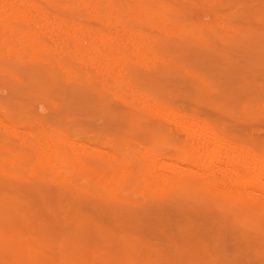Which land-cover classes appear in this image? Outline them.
Returning a JSON list of instances; mask_svg holds the SVG:
<instances>
[{
	"label": "bare ground",
	"instance_id": "1",
	"mask_svg": "<svg viewBox=\"0 0 264 264\" xmlns=\"http://www.w3.org/2000/svg\"><path fill=\"white\" fill-rule=\"evenodd\" d=\"M164 6L0 0V86L22 91L0 95V264H264V146L166 97L165 80L178 91L195 75L182 50L209 35L166 31L185 14ZM241 37L264 65V31ZM215 44L210 54L222 50ZM198 54L205 72L208 55ZM219 61L231 84L246 85L232 97H245L243 72ZM31 100L57 115L37 114ZM92 110L127 136L76 123Z\"/></svg>",
	"mask_w": 264,
	"mask_h": 264
},
{
	"label": "rangeland",
	"instance_id": "2",
	"mask_svg": "<svg viewBox=\"0 0 264 264\" xmlns=\"http://www.w3.org/2000/svg\"><path fill=\"white\" fill-rule=\"evenodd\" d=\"M151 2L153 5H156L157 7H159V5L161 6V3L164 4L165 8L163 9V7H160L161 10L162 9L165 10L166 8L169 10L171 8V6L169 7V5L171 4L172 8L174 9L175 12H178L180 10L181 13L178 12V14H185V15L179 16V17L182 16V18H181L182 20L179 19L180 23L178 24V22H179V20L177 19L178 16L175 17L176 14L174 13L175 16L172 15V17L173 18L175 17V22L173 24V21H174L173 18H172V23H171V20H169L170 23L167 22L169 24L166 25V26H168L166 29L169 28V30L165 29L166 31H170L173 29L172 30V31H174L173 34L177 33V36L181 34L180 35L181 38H184V37H182V34H184V32H187V30H189V29H190L189 32H191L192 28H193V31L199 30L198 33H197V31L194 32L196 35H199L200 33H202L203 30L205 31V33L207 32V34L209 35V36L203 35L204 38L209 37L207 41L202 37H201L202 38L201 41H199V39H194L195 37L193 39L189 40L187 49L186 50L183 49L182 50L183 52H181L182 57L187 58L190 61H192L193 63H195L192 65L193 70L196 69L195 75L193 74L194 71L190 72V70H189V73L190 74L192 73L193 78L190 77L188 75V73H187V75L189 76L188 78H190L191 81L194 79L195 86L196 85L198 86L197 90L200 91V87H201V91L198 93L196 90H194L195 87L194 88L192 87V89H191V86H194L193 82H191L188 78L185 79L184 78L185 76L182 77V75L185 74L182 71L190 69L189 67L188 68L186 67L185 69L183 68L179 74L180 78L182 77L180 80L181 84H178L179 87L176 86L177 85V81H176V84L174 86V87H177L178 91H176L175 89H172L173 84H174V82L172 84V81H174V79H172V81L169 78L167 80H165V82H164L165 86L166 87L168 86L167 87V94L164 91L166 94V97L169 100H171L172 102H175L176 104L178 103L179 105L185 106L188 109H192V110L195 109V110H199V111L202 110V112H206V114L210 115L211 117L213 116L212 119H215V120L217 119L218 122L221 121L223 126L225 127V129L228 130L231 134L233 133V135H236L240 138L242 137L241 139H244L247 141L254 142V140H255L258 142V144L260 142L261 146H264V144H262V143H264V65H262L260 63L255 65V63L253 62L255 60H253V58H252L253 56L250 57L249 52H247V50L242 49L244 46L245 47L248 46L245 43V42L248 43V41L246 39H244L243 37H241L243 35V33H253L254 32L255 34H257V33H260V31H264V0H208V1L207 0H186V1L185 0H151ZM203 3H204V5H203ZM210 6L214 7L213 8L214 11H213V9L211 11ZM219 7H221V9ZM222 7H223V9H222ZM173 9H172V11H173ZM218 9H219V11H218ZM209 10H210L211 14H210ZM231 10H232V12H231ZM235 12H236V14H235ZM170 13H171V11H170ZM186 13H187V17H186ZM223 13L224 14L226 13L225 14L227 17L226 22L228 24L225 22L226 18L224 19L225 15ZM233 13L235 16L232 15ZM227 15H229L230 17ZM184 17L186 20H188L187 23L184 22V21H186L184 19ZM214 19H216V20H214ZM191 22H192V24H191ZM200 22H201V24H200ZM208 22H209V24H208ZM236 23H237V25H236ZM182 24H184V25H182ZM174 25L176 26V28ZM178 25H180V26H178ZM220 25L222 26V29H220V27H219ZM173 26L175 29L173 28ZM228 26H229V28L225 29ZM160 27H162V26H160ZM170 27H172V29H170ZM177 27H179L178 30L181 28V29H184L185 31H182V30L178 31ZM198 27H200V28H198ZM234 27L237 29H235ZM161 31H163V30H161ZM166 31L162 32V33H164L163 35L165 37L166 36L170 37V34H172V32L171 33L168 32L169 33L168 34ZM221 31H224V34L221 33ZM220 33H221V35H220ZM173 34H172V39L176 38V40H181V39H179L180 38L179 36H178L179 38L177 36H174L175 38H173ZM213 34H214V36H213ZM186 35H184V36H186ZM190 35H191V33H189V37L187 35L188 39L190 38ZM215 37H217V39ZM196 38H197V36H196ZM184 39H186V37ZM169 40H171V37ZM243 40H244L245 45L242 42ZM172 41H175V40H172ZM227 41L228 42L232 41V43L233 44L235 43V45L237 44L235 47H237L239 51L235 47H231V48H229V50L226 49V47L230 46L229 43H228V46L224 45L225 46V48H224L223 43H225ZM220 42L222 43V45L219 44ZM241 42L243 45L242 44L240 45ZM199 43L201 45H195V44H199ZM215 43H217L220 46V48H222V50L220 49L219 53H217L218 51H216L215 54L214 53L210 54V53H212V51H214L211 49L212 48L215 49V47H216V46H214V45H216ZM238 43H239V47H238ZM240 46H242V47H240ZM225 50H227V52ZM209 51H211V52L209 53ZM221 51H222L223 55H222ZM198 52L208 55L207 58L205 57V55L202 56L203 60L205 59V60L209 61L208 62L209 64H207V67L204 66V71L206 73L203 72V69H201V67L198 66L199 64L196 63L199 60L197 55H201V54H198ZM224 53H226V54L224 55ZM199 58L201 59L200 56H199ZM251 60H253V61H251ZM218 61L219 62L223 61L225 63H229V65H230V63L232 65L234 63L233 68H235V69L239 68L243 72V76H244L243 81L245 80L247 85L250 87V92H249L250 94L249 93H243L245 96V97H243L242 95L238 94L239 92H237V94H236L237 98L232 97L235 95L234 93L236 91H238L237 89H239V88L244 89V88H246V85L244 83L241 84L243 81L241 83H238L239 85L241 84L240 87L237 85L236 82H235L236 86L231 84L232 82L230 80L233 81V79L230 78L228 75L222 74V71H220V70L218 71L219 67H221L220 63L217 64ZM250 61H251V63H250ZM210 64H213V66H214L213 69L210 67ZM250 64H252V65L254 64V65L250 66ZM195 66H197V67H195ZM246 66H247V68L245 69ZM241 68L244 70H242ZM217 72H220L221 75L218 74ZM198 73H199V75L201 73V76H203L202 79L199 78ZM207 74H208V76H206ZM205 76H206V78H205ZM209 77L212 81H210V79L208 80ZM188 80H189V83H188ZM186 81H187V84H186ZM190 82L192 85L188 87V85H190ZM216 82H217V84H216ZM182 83H185L184 84L185 87L182 86ZM213 85H214V87H213ZM242 86H243V88H242ZM0 87H1L0 88V95L3 94V91H4V93H6L5 95L3 94V97L17 98L20 96L19 95L20 92H22V91H20V88H18L19 91L17 93L16 92L17 88L14 86L13 87H11V86L7 87V85H1ZM182 87H184V89H185V90L183 89L184 91H182ZM227 87L229 88V90L227 89ZM232 87H235V90L231 89ZM11 88H12V90L10 91ZM15 88H16V90L14 91L15 92L14 93L13 89H15ZM169 88L172 89V91H170ZM214 89H216V91ZM21 90H23V89H21ZM169 91H170V93H169ZM168 93H169V95H168ZM197 93L200 94L199 97H198ZM223 93L225 95V98H223V96H222ZM239 95H240V97H239ZM195 96H197L198 98ZM226 97H229V98H226ZM235 99H236V101H235ZM242 99H243V102H242ZM31 101H33V100H31ZM214 101L216 102V104ZM244 101H245V103H244ZM35 102H36V104H35ZM35 102L34 101L30 102V104H31L32 109L35 112H37V114H40L39 112H41L42 115L45 114V116L48 117L47 115L52 116V112H53L54 115H57L58 109L55 112H54V110H52V112H50V114H49L50 109H48L49 108L48 104H46L45 102L40 101V100L35 101ZM49 104H50V102H49ZM46 106L48 107L47 108L48 110L46 109ZM50 106L53 107L54 104L51 103ZM31 107H29V108L31 109ZM55 108H56V106H55ZM219 111H220V113H219ZM31 112H32V110H31ZM87 112L88 113L92 112L91 114H88V113L86 114V116L88 118L84 115V113H86V112L79 113L78 118L76 115V118H75L77 120L76 123H78V124L81 123V125H82L85 122L84 124L88 125V128L90 127V125L94 126V127H95V124H96V126L100 125L102 127V129H104V131H111V133L112 134L114 133V135L117 137H120L123 135L127 136L128 132L126 133V129L123 128V130L125 131V133H123L121 126H118V124H120V123L117 119H114V118L111 119L110 117L106 116L105 114L102 115L101 113H98V111H97V113H98L97 114L96 110L87 111ZM81 115H83V117L79 118V116H81ZM73 116L75 117V114ZM73 116H71L72 118H70L72 120V122L75 121V120H73L74 119ZM82 118H83V120H85L84 122L80 121V120H82ZM218 118H219V120H218ZM70 119L67 122L70 123L71 122ZM67 120H68V118H67ZM86 120H87V122H86ZM148 120H152V119L149 117ZM103 124H104V126H103ZM100 126H99V129H100ZM97 129H98V127H97ZM97 129H95V130H97ZM138 133L140 134V136H138L139 135ZM156 133H160V132H156ZM135 134L136 135L138 134L136 136L137 138L146 136V135H144L146 133L145 132L141 133V131H137ZM151 134L155 135V133H153V132L148 134L149 137H147V139H149V141H151L153 138L152 137L153 135L151 136ZM161 137H162V135L160 133V134H157V136H154V139L160 140ZM144 138H146V137H144ZM150 138H151V140H150ZM138 140H139V138H138ZM140 141H142V139H140ZM137 144H139V143H137Z\"/></svg>",
	"mask_w": 264,
	"mask_h": 264
}]
</instances>
